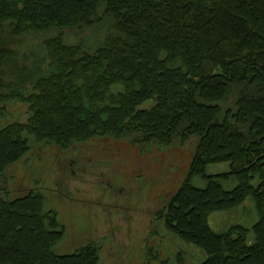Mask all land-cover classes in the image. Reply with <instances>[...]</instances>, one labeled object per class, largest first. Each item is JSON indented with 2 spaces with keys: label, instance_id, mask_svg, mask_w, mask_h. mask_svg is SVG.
<instances>
[{
  "label": "trees",
  "instance_id": "obj_1",
  "mask_svg": "<svg viewBox=\"0 0 264 264\" xmlns=\"http://www.w3.org/2000/svg\"><path fill=\"white\" fill-rule=\"evenodd\" d=\"M66 30H91L93 42H70ZM53 31L21 59L11 46ZM11 101L28 116L0 128V174L31 141L68 149L104 137L195 138L187 178L158 220L206 254L200 264H264V0H0V118ZM212 164L228 171L207 174ZM8 194L0 264H98L91 242L55 252L65 231L41 194ZM247 199L250 228H211L210 216Z\"/></svg>",
  "mask_w": 264,
  "mask_h": 264
},
{
  "label": "rangeland",
  "instance_id": "obj_2",
  "mask_svg": "<svg viewBox=\"0 0 264 264\" xmlns=\"http://www.w3.org/2000/svg\"><path fill=\"white\" fill-rule=\"evenodd\" d=\"M65 33L70 42H93L91 30ZM52 34L14 36L11 46L21 59ZM27 116L26 104L11 101L0 128L25 122ZM195 145V138L162 146L136 143L131 137H104L60 149L31 141L28 152L0 174V191L10 197L28 190L42 195L45 209L55 211L64 227L55 247L58 254L73 253L91 242L98 248V264H200L206 254L166 230L156 215L187 178ZM225 171L227 164H212L206 172ZM192 183L205 186L201 178ZM256 220L254 203L247 199L236 209L210 216L209 224L220 232L236 222L250 228Z\"/></svg>",
  "mask_w": 264,
  "mask_h": 264
}]
</instances>
